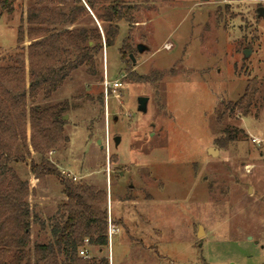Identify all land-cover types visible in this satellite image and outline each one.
<instances>
[{"label": "rangeland", "instance_id": "374dc122", "mask_svg": "<svg viewBox=\"0 0 264 264\" xmlns=\"http://www.w3.org/2000/svg\"><path fill=\"white\" fill-rule=\"evenodd\" d=\"M127 1L139 8L137 22L121 21L115 42L104 44L101 78L79 68L51 100L70 102L69 143L49 156L77 181L107 190L116 229L104 250L109 264H264V0ZM14 5L0 12V64L15 52L29 2ZM105 78L124 85L108 101ZM250 79L259 82L258 106L252 116L232 115L227 103ZM140 96L150 98L146 113ZM231 126L246 136L219 146L215 138ZM14 167L28 176L26 164ZM32 185L35 195L61 191L56 177ZM41 201L30 196L47 218L60 199ZM47 235L33 223L31 247ZM92 255L101 256L94 247Z\"/></svg>", "mask_w": 264, "mask_h": 264}, {"label": "trees", "instance_id": "16d2710c", "mask_svg": "<svg viewBox=\"0 0 264 264\" xmlns=\"http://www.w3.org/2000/svg\"><path fill=\"white\" fill-rule=\"evenodd\" d=\"M28 2L15 52L8 55L7 64H0V264H109L104 253L109 246L108 192L64 175L49 156L69 143L64 115L70 102L51 100L79 68L101 78L99 54L104 44L108 48L115 42L121 21L130 26L137 22L139 8L127 0ZM14 9V0H0V12ZM129 39L128 35L120 48L124 58ZM259 90L258 80L250 79L242 97L228 102L227 110L252 116ZM100 101L104 102L103 94ZM221 130L215 138L219 146L246 136L232 126ZM17 164L28 166L27 177L16 171ZM31 176L38 185L56 177L66 197L47 218L30 204V196L36 194L35 187L30 188ZM33 223L48 227V237L31 247ZM93 247L100 257L92 255ZM81 249L91 256L80 255Z\"/></svg>", "mask_w": 264, "mask_h": 264}, {"label": "built area", "instance_id": "2783aa9c", "mask_svg": "<svg viewBox=\"0 0 264 264\" xmlns=\"http://www.w3.org/2000/svg\"><path fill=\"white\" fill-rule=\"evenodd\" d=\"M123 86H124L123 82H121L120 78H116V79H114L112 81H109L108 79L105 78L104 81H103V87H104L106 100H107V97H108L109 90H111L112 92H115L116 93L115 96H119L118 90H120ZM253 141L257 142V143L260 142L256 137H253ZM62 173L66 174L65 171H62ZM66 175L69 176V177H72L73 179L76 180V177L70 175V173H68ZM37 180L38 179H36V181ZM115 232H116L115 226L113 225L111 217L109 216V225H108L109 240L112 239V237L115 234ZM80 255H82L84 257H90L91 256L86 249H81L80 250Z\"/></svg>", "mask_w": 264, "mask_h": 264}, {"label": "water", "instance_id": "95a60500", "mask_svg": "<svg viewBox=\"0 0 264 264\" xmlns=\"http://www.w3.org/2000/svg\"><path fill=\"white\" fill-rule=\"evenodd\" d=\"M258 12H259V15L262 16L264 14V7L258 8ZM137 48L139 49L140 52H143L146 49V45L144 46L143 44H138ZM249 53H250V50H246L244 52L245 56H248ZM129 57L131 58L132 62L135 63L136 58H135L134 54L131 53ZM149 100H150V98L148 96L138 97V108L143 113L147 112ZM66 117H67V115L64 116V119H66ZM114 140H115V144L118 145L119 142L121 141V136H115ZM209 152L214 156L216 153L219 152V149L216 147H212L209 149ZM201 230H202V227H200L199 236L201 235Z\"/></svg>", "mask_w": 264, "mask_h": 264}, {"label": "crops", "instance_id": "0c3cea01", "mask_svg": "<svg viewBox=\"0 0 264 264\" xmlns=\"http://www.w3.org/2000/svg\"><path fill=\"white\" fill-rule=\"evenodd\" d=\"M98 22V21H97ZM98 24H99V22H98ZM100 25V24H99ZM26 42L29 44V40L27 39L26 40ZM27 44V45H28ZM32 178H31V180H32V183H33V187L34 186H37L38 185V181H36V178H34L33 176H31ZM31 180H30V182H31ZM34 196V202H38V205L40 206V205H42L43 203H42V199H46V198H48V199H55V200H59L60 199V201L61 200H66V197L65 196H63V195H61L60 193H59V196H55V198H54V196H52L51 197V195L50 196H44V195H42V194H38V195H32V197ZM52 201H54V200H52ZM54 204V203H53ZM57 205H54V211H56V209H57V207H56Z\"/></svg>", "mask_w": 264, "mask_h": 264}]
</instances>
